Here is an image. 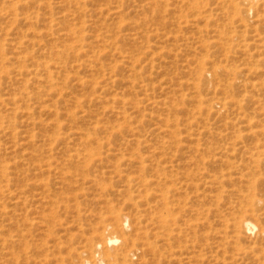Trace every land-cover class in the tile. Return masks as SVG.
Here are the masks:
<instances>
[{"label": "rangeland", "instance_id": "1", "mask_svg": "<svg viewBox=\"0 0 264 264\" xmlns=\"http://www.w3.org/2000/svg\"><path fill=\"white\" fill-rule=\"evenodd\" d=\"M0 237V264H264V2L0 0Z\"/></svg>", "mask_w": 264, "mask_h": 264}, {"label": "bare ground", "instance_id": "2", "mask_svg": "<svg viewBox=\"0 0 264 264\" xmlns=\"http://www.w3.org/2000/svg\"><path fill=\"white\" fill-rule=\"evenodd\" d=\"M243 1H244V5L246 6L247 10L255 9L256 7H258V4L260 1L264 2V0H243ZM164 223H165V221H164ZM234 226L236 227V230L234 229L235 231H237V229H238V231H239V229L250 230V229L255 228V223L250 219L240 218V219H236L234 221ZM0 239H2L3 241L5 240V238H2V237H0ZM116 242H118V239L115 237H108V239H107V243L109 245H112L113 243H116ZM96 254L97 255H96V259H95V264H104L106 259H108L110 261V259L114 258V255L110 254V253L107 254V257L104 256V257H106V259L103 256L102 257L100 256L101 255L100 251H97ZM108 260H107V262H108ZM86 264H90V263L87 261Z\"/></svg>", "mask_w": 264, "mask_h": 264}]
</instances>
